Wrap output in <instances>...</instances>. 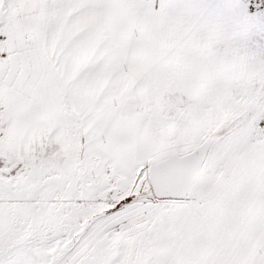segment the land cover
I'll return each mask as SVG.
<instances>
[{
	"label": "snow or ice",
	"instance_id": "6c2138e0",
	"mask_svg": "<svg viewBox=\"0 0 264 264\" xmlns=\"http://www.w3.org/2000/svg\"><path fill=\"white\" fill-rule=\"evenodd\" d=\"M0 264H264V0H0Z\"/></svg>",
	"mask_w": 264,
	"mask_h": 264
}]
</instances>
